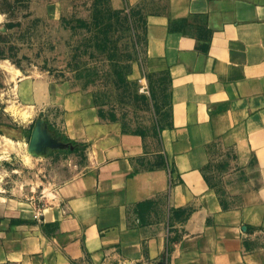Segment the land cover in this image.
Instances as JSON below:
<instances>
[{"label":"crops","instance_id":"0c3cea01","mask_svg":"<svg viewBox=\"0 0 264 264\" xmlns=\"http://www.w3.org/2000/svg\"><path fill=\"white\" fill-rule=\"evenodd\" d=\"M107 3L148 108L46 84L51 130L6 138L0 264H264V0ZM24 77L0 63V112Z\"/></svg>","mask_w":264,"mask_h":264},{"label":"rangeland","instance_id":"374dc122","mask_svg":"<svg viewBox=\"0 0 264 264\" xmlns=\"http://www.w3.org/2000/svg\"><path fill=\"white\" fill-rule=\"evenodd\" d=\"M120 22L107 0H0V63L26 77L15 82L11 100L0 112V184H6V163L13 161L12 148L18 144L6 141L12 139L9 129L22 131L30 124L32 149L39 132L51 130L48 86L90 93L109 115L141 118L148 103L132 76L133 31ZM31 100L36 114L34 108L25 109ZM12 140L22 142V136ZM28 148L32 161L42 156Z\"/></svg>","mask_w":264,"mask_h":264}]
</instances>
